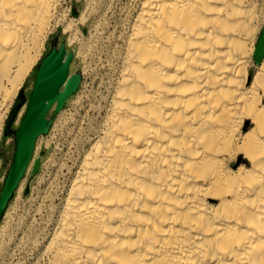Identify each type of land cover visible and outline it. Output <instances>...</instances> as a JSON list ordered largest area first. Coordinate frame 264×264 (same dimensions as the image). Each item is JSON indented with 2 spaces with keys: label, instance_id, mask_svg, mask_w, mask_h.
<instances>
[{
  "label": "bare ground",
  "instance_id": "6f19581e",
  "mask_svg": "<svg viewBox=\"0 0 264 264\" xmlns=\"http://www.w3.org/2000/svg\"><path fill=\"white\" fill-rule=\"evenodd\" d=\"M61 3L0 0V126L47 35L72 33ZM118 14L89 133L73 120L27 219L0 226V264H264L255 0H127Z\"/></svg>",
  "mask_w": 264,
  "mask_h": 264
},
{
  "label": "rangeland",
  "instance_id": "374dc122",
  "mask_svg": "<svg viewBox=\"0 0 264 264\" xmlns=\"http://www.w3.org/2000/svg\"><path fill=\"white\" fill-rule=\"evenodd\" d=\"M92 1L93 2L90 0H62L60 5V14L64 13V15H66L64 22L73 19V30L71 34L74 35L64 32L62 30V24H59L47 35L44 47L41 50L38 60L32 66L30 72L23 81V84L17 91L8 111L3 117L0 126V198L14 150V138L12 135H8V133H14L15 129L19 125V121L24 111H22L19 117L18 113L15 115L8 130L6 131L5 125L12 107L19 96L22 99V97H26L28 93H30L36 71L44 58H46L52 51L60 49L63 50L64 54L69 55L70 63L68 73L70 76L78 77L77 85L74 91L64 99L59 110L53 111L55 109L53 108L50 111L48 115L49 121L47 124L46 133L38 136L34 142L32 155L33 160L36 159L37 164H33L34 162H31L27 168L25 166L22 169L23 172H21L15 187L11 191L9 197L5 201L3 209L0 212V226L6 220L7 225L9 227L11 226V228H14L20 218L27 219L31 206V198L36 196V188L38 186L37 184L39 178L47 172L45 169L46 162L50 161L51 159L56 160L58 157H60V150H66L68 147L67 140L71 138L72 133H75V130L78 128L73 120L76 119V121L82 125L79 126L80 129L78 128V133H89V124L96 117V110H94V108L88 109L89 104L97 106L99 99L106 91L108 80L106 62L109 57L108 55L115 48V40L112 37L114 35V31L112 32V30L116 26L115 22L119 15V10L127 0H110L109 2L108 0ZM255 4L258 8L259 21L257 24L258 28H256L257 32L254 38V48L256 51L257 46L260 44L259 50L260 53H262L261 55H263L264 0H255ZM94 5L96 8L99 5L101 6L100 15L94 13L96 10ZM107 7L109 8V11ZM82 14H84V22L79 21ZM108 34L110 37H107ZM72 36L74 39L72 38L71 43H68ZM107 51H109V53ZM260 59L256 61V64L259 63ZM91 94L92 96H90ZM85 110H88L89 114L85 115ZM86 116L88 119L85 118ZM22 184L24 185L20 194L19 187Z\"/></svg>",
  "mask_w": 264,
  "mask_h": 264
},
{
  "label": "water",
  "instance_id": "95a60500",
  "mask_svg": "<svg viewBox=\"0 0 264 264\" xmlns=\"http://www.w3.org/2000/svg\"><path fill=\"white\" fill-rule=\"evenodd\" d=\"M259 49L260 44L256 48L255 57L261 56L262 53H260ZM64 55L62 49L52 51L40 64L34 89L29 99V109L22 119L17 131L15 162L8 174L1 193L0 212L3 209L5 201L15 187L17 179L19 178L22 168L28 158L27 153L31 139L39 132H45L47 128L44 124V120L41 118L42 113L54 101H57L56 110H59L64 99L74 91L77 85V76H67L70 57L69 55H66L65 60H63ZM61 86H63V90L59 91L58 88ZM21 104L22 99L19 96L16 99L6 122V131Z\"/></svg>",
  "mask_w": 264,
  "mask_h": 264
},
{
  "label": "flooded vegetation",
  "instance_id": "af4514ba",
  "mask_svg": "<svg viewBox=\"0 0 264 264\" xmlns=\"http://www.w3.org/2000/svg\"><path fill=\"white\" fill-rule=\"evenodd\" d=\"M65 57H66V54L64 55V58H63V60H65ZM69 63H70V61H69ZM69 63H68V68H69ZM39 68H40V66L38 67V69H37V71H36V75H35V77H34V80H33V84H32V88H31V90H30V93H28V95L26 96V97H22V104L20 105V107L18 108V111H17V113H18V117L21 115V113H22V111H23V115L21 116V119H20V121H19V125H18V127L15 129V131H14V133H8V135L10 134V135H12L13 136V138H14V150H13V154H12V161H11V164H10V167H9V169H8V172H7V175H6V179H7V177H8V174H9V172H10V170H11V168H12V166L14 165V162H15V157H16V151H17V131H18V129H19V127H20V124H21V121H22V119L24 118V116L27 114V111H28V109H29V99H30V96H31V94H32V92H33V89H34V85H35V81H36V78H37V73H38V70H39ZM67 76H70L69 75V73H68V69H67ZM62 88V89H61ZM58 90L59 91H62L63 90V86H61V87H59L58 88ZM56 105H57V101H54V102H52L45 110H44V112L42 113V116H41V118L44 120V124H45V126L47 127V124H48V121H49V117H48V115H49V113H50V111L53 109V108H55L53 111H57L56 110ZM16 113V114H17ZM47 129V128H46ZM46 131L47 130H45V132L43 131V132H39L38 134H36L35 136H33V138L31 139V143L29 144V149H28V153H27V156H28V158H27V160H26V162H25V164H24V167L26 166V168L30 165V163L31 162H34L33 164H35L36 163V159H34L33 160V149H34V142H35V140H36V138L38 137V136H40V135H42V134H44V133H46ZM37 164V163H36ZM23 167V168H24ZM33 167L35 168V166L33 165ZM22 168V169H23ZM23 172V171H22Z\"/></svg>",
  "mask_w": 264,
  "mask_h": 264
}]
</instances>
